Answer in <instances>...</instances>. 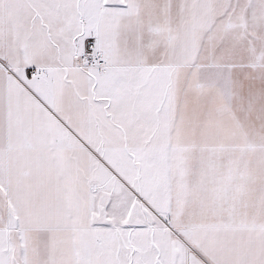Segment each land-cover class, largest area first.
<instances>
[{"label":"snow or ice","instance_id":"6c2138e0","mask_svg":"<svg viewBox=\"0 0 264 264\" xmlns=\"http://www.w3.org/2000/svg\"><path fill=\"white\" fill-rule=\"evenodd\" d=\"M0 264H264V0H0Z\"/></svg>","mask_w":264,"mask_h":264}]
</instances>
